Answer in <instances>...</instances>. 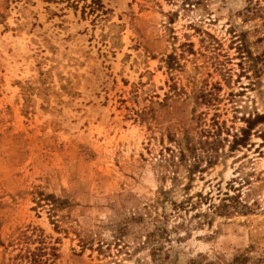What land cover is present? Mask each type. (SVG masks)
<instances>
[{
	"label": "rangeland",
	"instance_id": "obj_1",
	"mask_svg": "<svg viewBox=\"0 0 264 264\" xmlns=\"http://www.w3.org/2000/svg\"><path fill=\"white\" fill-rule=\"evenodd\" d=\"M0 264H264V0H0Z\"/></svg>",
	"mask_w": 264,
	"mask_h": 264
},
{
	"label": "trees",
	"instance_id": "obj_2",
	"mask_svg": "<svg viewBox=\"0 0 264 264\" xmlns=\"http://www.w3.org/2000/svg\"><path fill=\"white\" fill-rule=\"evenodd\" d=\"M258 119H261V117H258ZM249 129H251V127Z\"/></svg>",
	"mask_w": 264,
	"mask_h": 264
}]
</instances>
